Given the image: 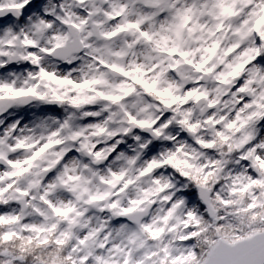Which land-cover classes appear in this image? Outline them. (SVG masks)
<instances>
[{
	"label": "snow or ice",
	"instance_id": "1",
	"mask_svg": "<svg viewBox=\"0 0 264 264\" xmlns=\"http://www.w3.org/2000/svg\"><path fill=\"white\" fill-rule=\"evenodd\" d=\"M0 264H264V0H0Z\"/></svg>",
	"mask_w": 264,
	"mask_h": 264
}]
</instances>
